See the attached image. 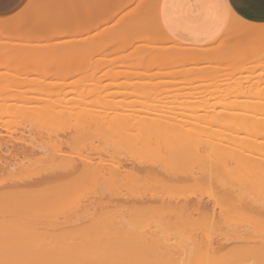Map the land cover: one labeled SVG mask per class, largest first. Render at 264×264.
<instances>
[{
	"label": "bare ground",
	"instance_id": "1",
	"mask_svg": "<svg viewBox=\"0 0 264 264\" xmlns=\"http://www.w3.org/2000/svg\"><path fill=\"white\" fill-rule=\"evenodd\" d=\"M119 1L92 0L87 3L88 5H83V8L80 5L84 17L92 19L103 15L98 22L87 20L86 23L101 25L108 22L119 11L115 9L110 15L104 16V14L116 7ZM136 1L128 0L126 8ZM159 1L138 0L139 6L125 14L127 16L125 22L129 27L127 30H131L133 33L128 35L122 32L120 35H116V41L112 43L113 46L109 45L111 49L119 50L133 45L140 39H153L159 47L157 45H149L148 50L155 49L156 53L155 51L153 52V54L155 53V59L153 57L147 58V60L142 58L144 62L141 59L143 64L141 63L140 67L143 72H127L124 76L121 74H110L111 77L128 78L130 77L129 74H136V76L141 75V77L143 75L144 77L142 78L146 79L145 75L149 64L157 61L164 66L181 67L175 72H171L172 68H169V70L164 69L163 71L161 69L159 72L148 74V80L142 79L143 81L140 80L138 82L141 86L152 84V80L157 76H162L163 79L164 77L168 79L181 76L177 80L178 82L182 79V76L195 75V78L199 79L205 69L206 79L213 80L216 77L220 79L223 77L219 74L210 76L209 74H212V72H208L207 69H216L218 66L212 67V65L220 64L224 58L228 60L226 58L234 56L241 59L243 56H249L264 46V25H254L233 18L223 36L226 39L239 36L243 40L241 44L240 41L238 42L240 44L239 47L227 46V49L222 44L209 48L185 47L174 42L165 34L158 18ZM33 4L35 6L38 5L36 0H32V6ZM35 6L31 10L29 9L30 11L27 9L28 12L35 15L38 20L46 22L47 15L45 16V14L49 11L45 13L42 7L36 6L35 8ZM58 7L56 6L53 10L52 23L47 24H51V26H48L49 30L60 34L64 30L62 27H66L65 24H70L74 20L77 15L76 10L78 11L80 8L74 10L73 2L70 0L61 7V10ZM147 8L148 14H146ZM123 9L125 8L123 7ZM13 17L0 21V36L19 40L20 37L17 31L21 27L19 24L9 21ZM151 27L152 29H150ZM77 28L72 30V32L79 34L81 30H77ZM39 31L29 28L28 33L36 36ZM14 33L15 35H12ZM35 38L37 39V37H33L34 41ZM252 38L254 39L253 41L251 40L249 47L243 48L246 46L244 45L245 42H248V39L250 41ZM23 41L24 45L30 42L28 39ZM71 43H74V41L65 40L49 44L45 43L46 45L43 47L56 48L57 46L71 45ZM159 44H165V46L161 47ZM4 45L11 51H19L18 48L21 47L15 48V46H21L22 44L5 43ZM104 48L108 47L104 46ZM141 48L144 47L141 46L138 52H142ZM44 50L47 53L49 49L47 52L46 49ZM55 52H57V49ZM59 53L62 54V51ZM126 58L129 59L130 56ZM97 60L100 63L99 65L108 61L104 56ZM42 61L40 78L33 79L29 85H26L28 83L24 84L25 78L22 77H17L16 80L19 79V82L13 86H7L8 79H0V83L2 82L6 86L3 88V92L0 91V101L7 102L5 104L0 103V129L7 130L12 126L11 128H15L14 131L19 132L18 134L20 135L16 138H8V140L2 139L0 136V264H32V262H34L33 264H36L35 262H39V264H117L114 262L116 259L111 262V257L113 259L115 257L118 258V256L122 257L120 256L122 253L130 254V257L125 256L126 259L129 257L128 259L131 261L130 258L133 257L132 259L139 264H148L147 262L149 261L147 259H149L150 255H155V262H164L166 261L164 259H170L175 264H264V237L258 236L259 238H257L258 234H255L257 230L261 232V229H264V158H261L262 156L264 157L262 155L264 154V144L256 141L261 131L264 132V120L259 118L258 122L252 125L254 123L249 119L254 115L264 113V102H253L254 104L258 103V107L256 106L255 108L256 104L254 107L249 106L250 109L253 108L254 110L248 109L246 111L250 110L249 113L253 111L254 115L243 113L244 117L247 115V119L241 117V113L237 112L233 113L234 115L232 114L235 117L228 115L229 117L218 118V121L210 122L207 120L204 122L205 125L210 124L212 127L216 124L221 128V130L215 131L212 130L215 126L212 129L209 128L210 126H205L206 128H204V126L195 123L197 127H194L196 126L194 124L192 128L189 126L190 123L188 124L184 120H182L183 123L181 124L180 122L182 121L176 120L177 117L175 119L171 118L174 122L176 121L180 124L171 122L172 119H168V121L171 120V123L168 121L163 122L164 124L162 122L156 123L157 120L154 121L147 116L144 117L145 114L143 117L138 116V119L134 116L137 120L132 121L133 119L130 118H133V115L131 114L136 109L128 110L126 107H124V109H127L125 111L132 112L129 113L131 117L126 115L128 112L125 115L123 113H119V115L115 113V119L113 116L109 117L112 118L111 121L107 118L109 120L106 121L104 119V121L102 119L100 121L103 122H97L98 115H95L96 119L94 117L96 121L94 119V121H90L92 116H94L93 113H95L93 110V113H91L92 111L89 112L90 109H88V112L91 113L89 114L87 110L76 107L80 111L81 109L86 111L82 113L79 110L77 112L74 107H68L67 109L66 106L61 104L63 99H60L59 95L62 88L68 86L64 80L65 76L69 74L60 73V78L64 77V80L54 84L47 83L46 78L49 75L55 74L56 78L59 74L57 68L55 71V67L58 64L53 65L52 70L51 67L49 68L45 65L46 62L44 61H47L46 59ZM109 61L116 62V59ZM185 65L192 66L183 68ZM203 75L202 77H204ZM235 79L237 78L235 77ZM72 83L69 84L71 85ZM185 84L187 85V83ZM26 86H32L33 88H27ZM12 87L21 88L20 90H10ZM54 87L58 89L54 91L55 95H51L50 91L55 90ZM185 87H182L184 91H186ZM189 88L190 86L187 89ZM141 89L139 88V90ZM97 90H94L95 93ZM135 90L137 89L135 88ZM239 91L241 90L237 89L236 93H240ZM11 92H14L13 95L9 94ZM132 93L134 94V92ZM49 94L51 96L44 99V96H49ZM144 96L156 99L158 94L147 92L144 93ZM105 101L103 100V102ZM249 102V105H251L252 101ZM142 107L144 108V106ZM145 107L147 108L148 106ZM236 107L239 109L237 105ZM69 108L71 111L75 110L76 116L67 112L72 116L67 115L73 117V119L76 117L74 122L72 120V122L70 121L71 124L66 123L67 125L65 126L62 120L58 121L59 124H57L55 120H60L59 118L65 115V109L69 111ZM151 108L150 106L148 107L149 110ZM183 108L184 106L182 108L178 107L176 110ZM186 108L184 110L190 111L193 107ZM116 109L118 111L119 107ZM120 109L123 110V107H120ZM170 109L173 110L174 107ZM170 109L166 112L170 113ZM200 109L196 111L199 112ZM207 109L205 111L208 113ZM108 110H113V108H108ZM157 110H159L158 107ZM261 110L263 111L261 112ZM152 111H154V107ZM81 113L82 116H80ZM84 113L86 114V121L83 120ZM144 113L147 115L145 109ZM194 113L196 112L193 108L192 114L194 115ZM140 114H143V111ZM23 115H27L24 117H28L29 120L26 123L20 121L19 123L16 119L24 118L22 117ZM88 115H91L90 119L87 118ZM105 115L107 114H104V117ZM152 115L156 116L157 114L152 113ZM117 116L119 119L123 118L118 120ZM125 116L130 120L125 118ZM182 116H185V114ZM239 117L241 118L239 119ZM7 118H16L17 122L6 121ZM25 118L24 121L27 120ZM248 119L252 122L250 123ZM252 119H255V117ZM64 121L70 123L67 118ZM60 122L64 124V127H61ZM184 126H187L188 129ZM133 131L137 132V134L134 133L135 135H133ZM118 132L120 135L126 133L124 136L118 135L119 138H117ZM262 135L264 136V133ZM92 136H95L94 140H92L93 138L90 139ZM204 137L208 138L203 141ZM253 138H256L254 143ZM135 150L138 153L133 156L131 152ZM251 150L254 154L250 152L253 156L250 155L249 157L250 153H247V151ZM128 151L131 152L129 153ZM244 153L248 156L244 155ZM242 155L246 158L242 157ZM240 156L242 157V159L240 158L242 162L239 163V158L237 157ZM232 162L235 163V167ZM182 164L187 166L188 170H186V167V171L183 170ZM179 165H182L183 169ZM191 167L194 168L191 169ZM223 175L226 176L224 177ZM251 177L257 179L254 178L253 182ZM215 179H218V186ZM212 182L213 184L215 183L217 192L213 191L215 186L214 188L211 186L213 185L211 184ZM191 185V189H200L203 186L206 188V194L209 191L210 193L206 195L203 192L200 195L199 193L203 191L202 187V190H198L199 195L196 194L198 195L197 197L195 193H184L185 190L187 192L190 190V193L193 191V189H189ZM80 190L84 192L81 194ZM181 191H183L182 194ZM71 193L72 195L79 193L80 196L78 194L79 197L75 195L74 197ZM202 194L203 197H207V200L202 197ZM68 196L72 198L71 201H68ZM81 196H84L83 199ZM66 197L67 200H65ZM73 198H75L74 201ZM77 198L82 200L79 201ZM192 198L195 200H192ZM49 212H51V215L54 213L53 217H51ZM56 214L63 215L64 219L69 220L68 222H70V219L71 222L74 219V223L86 222L85 226L79 227L82 235L87 237L94 235L96 238L95 244L93 243L90 247L85 246L82 257L73 256L74 247L78 245L76 246L75 242H73L71 243L74 245L73 247L69 245L70 243H65L63 241L66 238L65 235L63 236L64 238L62 235L57 238L59 243L54 241L52 237L53 240L51 239L50 242H54V244L48 241L39 243L41 241L31 239V235L35 237L33 234L40 233L39 230L41 231V228L44 227L43 224L46 220L49 221L47 226L53 223L52 227L56 226L55 228L57 229L58 215L56 217ZM68 214H75L77 217L67 218L66 215ZM232 216H235V218L240 217L243 220L234 218L238 222L242 221L240 226L238 225L237 227L236 225L237 229L234 227V224L237 223L232 220ZM230 221L233 222V227L229 224ZM226 225L233 229V238L231 237V230L228 231L231 234L229 236L224 233L226 231L225 228H228ZM47 226L45 227L46 229H48ZM208 228L213 231L219 230L218 232L216 231V234L221 232L223 237L219 234L221 238H214L216 241L211 239L209 234L212 232L208 233L211 231ZM72 232H75V230ZM219 235L218 237H220ZM261 235L263 236L264 234L261 232ZM209 236L210 238H207ZM230 242H234L233 245ZM77 250L79 249L77 248Z\"/></svg>",
	"mask_w": 264,
	"mask_h": 264
},
{
	"label": "rangeland",
	"instance_id": "2",
	"mask_svg": "<svg viewBox=\"0 0 264 264\" xmlns=\"http://www.w3.org/2000/svg\"><path fill=\"white\" fill-rule=\"evenodd\" d=\"M26 1L27 0H25L24 3ZM53 1H54L53 4H55L54 6L52 4ZM55 1H56V3H55ZM57 1H61V2L58 3ZM67 1L66 0H52V1L51 0H36V3L38 4L36 6L42 7L45 10V13H47V11H49L47 14H45V16L47 15L46 16L47 17L46 18V22H44L43 20H38L35 15H33V14L28 12L29 9L31 10V8L33 6H35L34 4L32 6V0H30L28 2V4L25 6V8H23L22 11L19 12V10L24 5V3L15 12L7 14V15H4V16H0V19H3V18H7L10 15H13L14 17L11 16V17H13V19H10L9 21L11 23H14V24H19V26L21 27L20 30L17 31L18 33L15 32V33L19 34L18 36L20 38L18 36H16L17 38H19V40L18 39L17 40L13 39L12 37H8L7 38V37L0 36V79L6 78L5 80L8 79L9 82L11 81V83L7 82V86H13V85H15V83H18L19 79L16 80L17 77L25 78V81H23V82H24V84L28 83L26 85H29L30 82L33 79L35 80V79L40 78V74L42 73V71H41L42 67L40 65L43 64L42 60L46 59L48 62L44 61V62H46L45 65H47V67H49V68L51 67L52 70H53V67H54L53 65L58 64V66L55 67V71H56V68H57V70L59 72L58 75H60V76H58L56 74L57 77H59V78H57V77L55 78V74H53L54 77H53V75L52 76L49 75L46 78V82L47 83L50 82V83L54 84V83H58V82L64 80V77L60 78L61 77L60 73H64L65 72L66 74L68 73L70 75V76L66 75L67 77L65 76V80L64 81L67 83L68 86L67 87L64 86L62 88L61 92H60L61 94L59 95L60 96L59 98L63 99L62 100L63 103H61V104H63V106H66L67 109H68V107H70V108L74 107V109H76V107H78V108L80 107V108H83L84 110H87V112H88V109H90L89 112L93 110L95 113H93V111L91 112V113L94 114V116H92V119L90 121H94L96 119L95 115H98L97 119H96L97 122L102 120V119L103 120L106 119V121L110 119V121H111L112 118H109V117L113 116V118H114L115 115H116L115 113H118V115H119V113L120 114L123 113L125 115L128 112V114H126V115L128 117H131L129 115V113H132V112L131 111L130 112L129 111H125V109L128 108V110H130V109L131 110L132 109H136L137 110V112H135L136 110H134L133 114H131V115H133V118L132 117L130 118V119H133L132 121H136L139 118L138 116L143 117L144 114H145L144 117L147 116V117H149L150 119H152L154 121L157 120L156 123H161V122L165 123V121L167 122L168 119H172V118L175 119L177 117L176 120H178V119L180 121L184 120L185 122L187 121L188 124L189 123L190 124L193 123L191 125L189 124V126L192 127V128H193L192 125H194L195 123L197 125L204 126V128H206L205 126H207V127L210 126L209 128L212 129V127L215 126L212 129L214 131L215 130H221V128H219V126L216 125V124L213 125L212 127H211L210 124L209 125H205L204 122H206L207 120H209L210 122L211 121L213 122V121H216V120L218 121L219 120L218 118H220V117L222 118V117H226V116L229 117L228 115H231L232 117H235V116H233L234 115L233 113H237V112L241 113V115L243 113H245V112H246L245 114H247V115H250V113L252 115H254L253 111H251L249 113V111L251 109L254 110L253 108L250 109L249 106L254 107V105L256 104L255 105V108H256L258 103L254 104L253 102H259V101H260L259 103H263L264 102V46L260 47L258 51L253 52L249 56H243L241 59L236 58L234 56L226 58L228 60H225V58H224L223 62L221 61L220 64L212 65V67L218 66V67H216V69H214V68L207 69L208 72L209 71L212 72V74H209L210 76L219 74L220 76L223 77V78H220V79L217 78V77L214 78L213 80L212 79L211 80L210 79L209 80L206 79L207 76L205 77V70H206L205 69V70L202 71L204 75L201 74V77H199V79L197 77L195 78V75L194 76H186V77L182 76V79L179 80V82H178L177 80L180 79L181 76L180 77H175V78H171L170 77L168 79H167V77H164V79H163L162 76H160V77L157 76L156 78H154L155 80L154 79L152 80V82H151L152 84H149V85H146V86L145 85L141 86L138 82L140 80L143 81L142 79L148 80L147 79L148 76H149L148 74L151 75L153 73L159 72L161 69L163 71H164V69L165 70H169V68H172L171 72H175V71H178L181 66H178V67L177 66H173V67L172 66H164V65H161L159 62L154 61V62H151L149 64V67H148L149 71L147 70L148 72L146 71V75H145L146 79L142 78V77H144L143 75L141 77V75L140 76H136V74L135 75H133V74L130 75L129 74V76H130V77H128L129 79L127 77H119V76H118V78L111 77V75H113V74L114 75L121 74L122 76H124V75H126L127 72H131V73L143 72V69L140 67L141 63L143 64V62H144L142 58H145L147 60V58L150 59L151 57L154 58V56H155V53H156L155 49H153V50L149 49L148 50L149 45H154V46L157 45L156 42L153 39H143V40L140 39V40L136 41L133 45H131L129 47H126V48H121L119 50H113L109 46V45L113 46L112 43H114L116 41L115 40L116 35H120L122 32L126 33L128 35H131L133 33V31L127 30L129 27L127 26V24L125 22V19L127 18V16H125V14L128 11H130L131 9L139 6V3L137 2L138 0L135 3L131 4L127 8H126V4H127L128 0H126V1L125 0L124 1L120 0L119 2H117L116 7H114L113 9H111L109 11H107L104 14V16L110 15V13H112L113 10L115 11V9H118V11H119L118 13H116L117 15H115L108 22H105L104 24H101V25L100 24L99 25L98 24H87L86 21L87 20H91V21H94V22H98L100 17H102L103 15H99L96 18H92L91 19V18H88V17H84L83 12L81 10V7L83 5L84 6L88 5L87 3L91 2L92 0H89V1L88 0H70L71 2H73V7L75 8L74 10H76L78 8H80V9H78V11L76 10L77 15L75 16L74 20L70 24H65L66 27H62V29H64V30L61 31L62 34L61 33L59 34V32H58V34H59L58 35L56 31L54 32L52 30H49L48 26H51V24H47V23H52L51 21H53L52 15L54 14V12H53L54 8H56V6L57 7L59 6L60 9H59V7H58V9L61 10V7H63L64 4ZM80 5H81V7H80ZM36 6H35V8H36ZM123 7L125 9H123ZM17 12H19V13H17ZM146 14H148V8H147ZM3 20H6V19H3ZM3 20H0V21H3ZM47 20H48V22H47ZM62 25H64V24H62ZM254 25H257V24H254ZM29 28L30 29H37V31H39V30L40 31H39V33L37 32L38 34L35 36V34L32 35V34L28 33ZM76 28H77V30H79V29L81 30V32L79 34L78 33L75 34V33L72 32V30H74ZM153 28H155V27H153ZM150 29H152V27ZM15 33L12 34V35H15ZM33 37H37V39L35 38V41H34ZM238 37L239 36H236V37H233V38L231 37V38L226 39L223 36V34H222V36L219 39H217L215 42H213L212 44H210L208 46H204V47H190V46H186V45H184V46L185 47H189V48H209V47H214V46H218V45L222 44L224 48L228 49L227 46H229V47L230 46L231 47L238 46L239 47L240 44L243 43V40L240 39V37L239 38ZM24 39L25 40L28 39L30 42H27V45H24L25 44L24 41H23ZM253 39L254 38L250 39V41L248 39L247 41L249 43L245 42L244 45H246V46L243 47V45H242V47L243 48H246L247 46L249 47V45L253 41ZM65 40L74 41L75 45H74V43H71V45L67 44L65 46H63V45L62 46H57L56 48L52 47L54 51L51 50L52 48H44L43 47L44 45L52 43V42L65 41ZM239 41H240V44H238ZM224 42H226V43H224ZM5 43H8V44L9 43H17V44H20V45L22 44L24 46H22V45L18 46L17 45V46H15V48L21 47V48H18L19 51H17V50L11 51V50H9V48L5 47L6 46V45H4ZM153 43H155V44H153ZM102 45H103V47H102ZM159 45L161 47L165 46V44H159ZM181 45H183V44H181ZM104 46H106L108 48H104ZM141 46H143L144 48H141L142 52H138V50H139V48ZM44 49H46V52H47L48 49L49 50H48L47 53H45ZM56 49H57V52H55ZM103 49H105V50H103ZM60 51H62V54L59 53ZM154 51H155V53L153 54ZM102 56L107 58L108 61H105V62L101 63L102 65H99L100 63L97 62L98 61L97 59L101 58ZM127 56H130V58L127 59L126 58ZM230 58H232L233 60L230 59ZM112 59L113 60L116 59V62L109 61V60H112ZM141 59H142L143 62L141 61ZM155 64H157V65H155ZM185 66L183 68H190L192 65L191 66L185 65ZM202 75L204 77H202ZM235 77L237 79H235ZM69 83H72V84L70 85ZM185 83H187V85L189 84L188 85V86H190L189 89H187L188 86ZM116 84H118V85H116ZM185 86H187V87H185ZM5 87L6 86H4V84L1 82L0 83V91L3 92L2 90H4L3 88H5ZM21 87H12L10 90H12V89L20 90ZM26 87L27 88H33L32 86H26ZM182 87H185L186 91H184V89ZM100 88H103V89H100ZM135 88L137 90H135ZM139 88H142V89L139 90ZM57 89L55 88V90L50 91L51 92L50 94L51 95L54 94L55 93L54 91H57ZM237 89L241 90V91H239L240 93H236ZM91 90H93L92 93H91ZM94 90H97L96 93H95ZM132 92H134V94ZM147 92H153L155 94H158L157 98L158 97L159 98L158 99L156 98L157 99L156 100V99H151V98H154V97L148 98V97L144 96V93H147ZM13 93L14 92H11L9 94L13 95ZM88 93H89V95L87 96ZM125 93H132V94H125ZM50 94H49V96L48 95L44 96V99L45 98H49L51 96ZM236 94H238V95H236ZM239 96H241V97H239ZM81 97H83V98H81ZM103 100H106V101L103 102ZM249 101H252L251 105H249L250 104ZM5 102L0 101V103H3V104H5ZM83 102L86 103V104H84ZM100 102H102V104H100ZM235 102H237V103H235ZM98 104H99V106H97ZM236 105L239 107V109L237 107L235 108ZM263 105H262V107H263ZM142 106H144V108ZM145 106H148V107L150 106V108L153 106L155 112L152 111L153 107L149 110L148 107L146 108ZM170 106L174 107L175 110L174 109L171 110ZM176 106H178L180 108H182L184 106V108L187 107L188 109L193 107L194 111L196 113H194V115L192 114L193 108H191L190 111H186V110H184V108L181 109V110L180 109L176 110V109H178V107H176ZM241 106H243V107L241 108ZM117 107H119V109H120V107L121 108L123 107V110L120 109V111H119V109H118V111H119L118 112V111H116ZM124 107H126V108L124 109ZM157 107H158L159 110H157ZM167 107L168 108L170 107L169 108L171 110L170 113L166 112L167 110L169 111V109ZM199 107L200 108L202 107V109H200ZM204 107L206 109L208 107V109H207L208 113H207V111H205L206 109L204 110ZM70 108H69V111L67 109H65V112H64L65 115L62 114L63 117H60L59 118L60 120H55V121H57L56 122L57 124H59L58 121H62V120H63V123L65 124V126L67 124H71L72 120L74 122L76 117L73 119V117H70V116H72V115L76 116L75 110H72V111H74V112H72ZM108 108H111V109L113 108V110H108ZM79 109H76V111L78 112ZM144 109H145V112H147V115H146V113H144ZM199 109H200L199 112L196 111V110H199ZM209 109H210V112H209ZM248 109H250V110L247 112L246 110H248ZM238 110H240V111H238ZM109 111L112 112V113L109 114L110 113ZM142 111H143V114H140V112L142 113ZM173 111H174V113H173ZM262 111L263 110H261V112ZM67 112H69L70 114H72V113L73 114L70 115ZM80 112L83 113V112H86V111H83L81 109ZM100 112H101V114H99ZM187 112H189V113H187ZM82 113L80 114V116H82ZM91 113H89V114H91ZM152 113H155V115L156 114L157 115L153 116ZM67 114L70 115V116H68ZM104 114H107V115H105V117L107 116L106 118L104 117ZM183 114H185V116H182ZM262 114H264V113H262ZM262 114H257L256 116L255 115L254 116L251 115L252 118L255 117V119H252L251 117L249 118L254 123L252 125H255V123L258 122L259 118H263V120H264V115H262ZM77 115H79V114H77ZM84 115H83L84 116L83 120L86 121L87 120L85 118L86 114L84 113ZM124 115H123V117H124ZM190 115H192V116L190 117ZM243 115L241 117H244ZM247 115H245L244 118L247 119V117H246ZM24 116L25 115H23L22 117H24ZM134 116H136V118L137 117L138 118L135 119ZM151 116H152V118H151ZM89 117H91V115H88L87 118H89ZM94 117H95V119H94ZM98 117L99 118L101 117V118L99 119ZM117 117H116V119H117ZM141 117H140V119H141ZM232 117H230V118H232ZM241 117H239V119ZM24 118H21V119L20 118H17V119L15 118V119L18 122L19 121L20 122H25V123L28 122L29 118L28 117L25 118V119H27L25 121H24ZM66 118H67V120L69 119V122L70 121L71 122L70 123H68V121L65 122L64 119H66ZM107 118H109V119H107ZM122 118H120V119H122ZM125 118H127V117L125 116ZM8 119L9 118H7V120L6 119L5 120L9 121V122L16 121L14 118H10L9 120ZM120 119L118 117V120H120ZM127 119H129V118H127ZM227 119H229V118H227ZM124 120H126V119H124ZM146 121H148V120H146ZM170 121H168V122H170ZM252 121L249 120L250 123ZM100 122H103V121H100ZM171 122L175 123L176 121L174 122V120L172 119ZM63 123L61 124V122H60L61 127H64ZM180 123L182 124L183 121L180 122ZM180 123H177V124H180ZM12 124H15V123H12ZM153 125H155V124H153ZM197 125L194 126V127H197ZM11 127L9 129H7V130L6 129H0V136L2 137V139L4 138L5 140L6 139L8 140V138H13V137L16 138V137L20 136L18 134L19 132L14 131L15 128L13 129ZM59 127H60V125H59ZM184 127L186 129H188L187 126H184ZM198 128H200V127H198ZM125 133H122V135L124 136ZM134 133L137 134V132L133 131L132 134L135 135ZM263 133L264 132L261 131L260 136ZM118 135H120L119 132L117 133V138H119ZM122 135H120V136H122ZM247 135H248V133H247ZM247 135H245V136H247ZM260 136H258V137L256 136L257 139L260 138ZM94 137L92 136L90 139L93 138L92 140H94ZM204 138H205L204 140L202 139L203 141H205L206 138H208V137H204ZM255 139L253 140V143H254ZM257 139H256L257 142L259 141V142H262L264 144V136L263 135L261 136L260 139H258V140ZM200 142H201V140H200ZM251 142H252V140L250 141V146H251ZM192 144H193V142H192ZM252 146H254V144H252ZM128 152L130 153L131 151H128ZM248 152L249 153L252 152V154H254L252 150L251 151H247V153ZM136 153H138L136 150L131 152V154L133 156L136 155ZM252 154L250 153L249 157ZM128 155H130V154H128ZM244 155H246V154L244 153ZM262 155H264V154H262ZM246 156H248V155H246ZM242 157H245V156L242 155ZM242 157L241 156L237 157V158H239L238 159L239 163L242 162L240 160V158L242 159ZM261 158H264V157L262 156ZM235 160L237 161V159H235ZM263 162H264V159H263ZM235 163L232 162V165L234 164L233 165L234 167H235ZM182 165H183L184 169H183ZM182 165H179V166H181L180 168L185 170V167H186V170H188L187 166H184V164H182ZM192 168H194V167H191V169ZM254 178L255 177H251L252 181L257 179V178H255V179ZM217 180H216V185L218 186ZM211 184H213V182ZM214 184L211 185V186H213V188L215 186ZM206 186H208V185H206ZM191 187H192V185L189 187V189H191ZM201 187L203 188V191H201L199 193L198 190H202ZM201 187H200V189L196 188L197 190L192 188L193 191L194 190H196V191L195 192L192 191L191 193H190V190L188 191L189 193L187 192V190H185L186 192L184 190L183 191L186 194L195 193V195H196V194L199 193L201 195V193L205 192V189H206L203 186H201ZM80 191H81V194L84 192L82 190H80ZM183 191H181V194H182ZM208 191H209V189H208ZM213 191L217 192L216 186H215V190L213 189ZM208 193H210V191ZM78 194L79 193H76V194L74 193L72 195V193H71L72 196L75 195L76 197L78 196ZM186 194H185V196H186ZM205 194H206V192H205ZM198 195H196V197ZM79 196H80V194H79ZM68 197H69L68 201H71L72 198H70V196H68ZM81 197L83 199L84 196H81ZM188 197H190V196H188ZM202 197H203V194H202ZM204 197L203 198L205 200H207V197L206 196H204ZM74 199L75 198H73V201H74ZM77 199H79V198H77ZM82 199H79V201L82 200ZM65 200H67V197H66ZM192 200H195V199L192 198ZM217 213H218V211H217ZM49 214L51 215V212H49ZM52 215H54V213ZM52 215H51V217H53ZM57 215L58 214H56V217H57ZM68 215H71V216H68ZM68 215H66L67 218H72V216H73V218H74V216H75V218L77 217V215H75V214H73V215L72 214H68ZM47 216H48V214H47ZM235 216H232L233 217L232 220H235V219L242 220V218H240V217L235 218ZM238 216H240V215H238ZM48 217L50 218V216H48ZM63 217H64L63 215H58V217H57L58 218V222H56V224L58 226L57 229L60 228L59 230H57L55 228L56 226H54V228L52 227L53 223L52 224L50 223L51 225L47 226V225H49L47 223L49 221L46 220V222H44V224L45 223L46 224L45 225L43 224L44 227L42 226L43 228H41L42 232L39 230L40 233L33 234V235H35V237H32V235H31V239L34 240V241H37V240L41 241L39 243H42L43 241H48L49 243L54 244V242L53 243L50 242L52 237H53L54 241L59 243L57 238H59L60 235H62V237L65 235V237H66L65 240L66 241L63 240L65 243H67V244L70 243L69 245H72L71 243L75 242V245L76 246L78 245L77 247H74V245H72L75 248L74 252H73L74 253L73 256L74 257L78 256V258H80V257L83 256L82 253L84 252L83 249H85V246L90 247L91 245H93V243L95 242L96 238L94 237V235L93 236L91 235L92 238L90 236H89L90 237L89 238L87 236H83L82 235V231L79 229V227L81 228V227L85 226L84 224H86V222L81 221L82 224L79 225V223H81V222L74 223V221H75L74 219H73V222H71V219H70V222H68L69 220L67 221V219H64L65 217L64 218ZM78 217H80V216L78 215ZM62 220H63V222H62ZM237 220H235L237 224H234V227H236V225L238 227V225L240 226L242 224L241 222L243 220L239 221V222ZM50 222H52V221H50ZM232 223L233 222L230 221L229 224H231V226H232L233 225ZM46 226H47L48 229L45 228ZM226 226H228V228H231V227H229V225H226ZM237 227H236V229H237ZM228 228H225V230L227 232L225 231L224 233H226L229 236V235L232 234L233 229L232 228L228 229ZM208 229L211 230V231H209ZM208 229H207L209 231L208 233L212 232L211 234H209L211 236V239L221 238V236H222L221 232L217 233L218 235L219 234L221 235V236L219 235L220 237H218V235L216 234L217 230L213 231L211 228H208ZM260 229H261V227H260ZM74 230H75V232H72ZM229 230H231L230 231L231 234H230V232L228 233ZM263 231H264V229H261V232L264 234ZM213 232H215V233H213ZM258 232H260V230H257L255 232L256 235L258 234L256 236L257 238L264 237V235L260 236L261 232L260 233H258ZM44 233H46V234H44ZM233 234L231 236L232 238H233ZM206 235H207V233H206ZM210 236L207 237V238H210ZM231 237H230V241L232 240ZM216 239H214V240L216 241ZM214 240H213V242H214ZM233 241H236V240H233ZM230 243L233 245L234 242L233 243L230 242ZM231 244L228 243V245H230V246H231ZM72 246H70V247H72ZM81 247H82V249H81ZM77 248L79 250H77ZM124 254H127V255H124ZM120 256H122V257L118 256V258L115 257L114 259L111 257V262H113L116 259L114 262L117 263V264H126V263L127 264H130V263L131 264H139V263L135 262L134 259H132L133 257H131L130 258L131 261H129L128 258L131 255L128 254V253H122ZM125 256H129V257L126 259ZM154 256L150 255L148 257L149 258V259H147L149 261V262H147L148 264L149 263L150 264L151 263L152 264H154V263L155 264H175L174 261L173 260L170 261V259H164V260H166V261L163 260L164 262H155ZM15 257H17V256H15ZM74 257H72V258H74ZM152 258H153L154 261L152 260ZM122 260H123V263H122ZM124 262H126V263H124ZM33 263L34 262H32V264ZM35 263L39 264V262H35ZM112 264H114V263H112Z\"/></svg>",
	"mask_w": 264,
	"mask_h": 264
},
{
	"label": "crops",
	"instance_id": "3",
	"mask_svg": "<svg viewBox=\"0 0 264 264\" xmlns=\"http://www.w3.org/2000/svg\"><path fill=\"white\" fill-rule=\"evenodd\" d=\"M24 1L0 0V16L15 12ZM158 14L165 34L174 42L204 47L219 39L233 18L264 25V0H160Z\"/></svg>",
	"mask_w": 264,
	"mask_h": 264
}]
</instances>
